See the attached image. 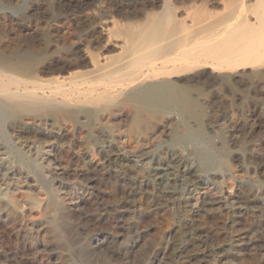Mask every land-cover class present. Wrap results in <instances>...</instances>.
I'll use <instances>...</instances> for the list:
<instances>
[{
	"label": "rangeland",
	"instance_id": "374dc122",
	"mask_svg": "<svg viewBox=\"0 0 264 264\" xmlns=\"http://www.w3.org/2000/svg\"><path fill=\"white\" fill-rule=\"evenodd\" d=\"M75 1L0 0V40H44L63 54L76 49L116 53L113 46L128 37L131 26L135 30L136 25L145 23L146 12L160 10L158 0ZM169 3L176 7V15L191 23L200 12L198 8L205 7L201 12L220 13L226 0ZM101 27L110 33L102 35ZM210 83L202 77L186 92L173 86L174 101L145 105L148 109L143 106L142 118L135 116L134 102L126 94L99 99L88 113H77L73 120L59 119L66 133L63 148L56 147L49 137L43 143L39 141L42 144L33 137H17L13 122L20 118L23 122L31 120L10 111L11 120L8 117L6 122H0V264H169L174 259L170 257V225L177 223L178 229L184 231L186 219L198 209L199 202L213 197L228 205L232 216L228 224L232 223L236 234L243 233L234 238L235 243L250 242L235 246L228 264H264V118L263 128L257 127L255 119V110L264 113V78L250 81L249 85L227 82L213 87ZM198 126L210 137L225 141L217 150L219 154L210 151L208 143L189 137V131ZM232 138L238 139L237 146ZM237 148L243 153L239 159L230 152ZM179 149L187 164L196 170L199 186L191 187L185 208L171 202L165 207H149L156 192L148 180V168L158 158L165 160L167 152ZM109 151L132 155L134 159V155L144 153L148 157L145 161H149L107 163L104 155ZM199 152L210 156L209 167L199 164ZM243 196L248 197L250 208H244ZM11 198L17 207L6 205ZM119 203L126 205L120 207ZM60 207L66 209L63 215L58 211L55 214ZM130 219L131 225L124 227L123 222ZM52 223L58 227L47 233ZM197 224L207 230L203 248L212 249L226 221L209 212L198 217ZM139 225H155L159 234H139ZM182 239L187 241L189 236L182 232ZM85 242L90 252L87 259L79 253ZM51 246L67 259H54ZM177 260L188 264L185 258ZM197 260L189 263L221 264L218 258Z\"/></svg>",
	"mask_w": 264,
	"mask_h": 264
},
{
	"label": "bare ground",
	"instance_id": "6f19581e",
	"mask_svg": "<svg viewBox=\"0 0 264 264\" xmlns=\"http://www.w3.org/2000/svg\"><path fill=\"white\" fill-rule=\"evenodd\" d=\"M158 2L160 3L158 4L159 11L146 12L143 15L145 16L144 24L136 25L135 30H132L134 25L131 26L132 31L130 30L128 37L120 39V43L119 41L118 43L114 42L117 43L113 46L117 48L116 53L107 50L108 52L99 51L101 53L95 54L91 51L76 49L68 54H63L54 45L43 42L44 40H38L37 43L32 41L27 43L24 41L27 39L23 40L26 43H19L18 39V42L11 39L14 43H8L9 40L4 43L5 40H0V122L7 120L8 117L11 120L12 117L8 114L11 115V112L16 111L31 120L23 122L20 118L17 123L13 122L17 137L21 139L33 137L42 143L49 137L56 147L63 148L66 133L60 126L61 124H58L59 119L65 117L73 120L77 113H88L89 107L109 95L126 94L134 102L135 116L142 118L145 110L143 106L152 107L158 103L165 104L174 101L173 86H179L183 92H186V88L193 86L202 77L208 82L210 81L213 87L219 84L224 85L227 82L249 85L250 81L260 82V79L264 78V0H226L222 11L218 10L220 13L211 10L201 12V9L205 7L200 10L198 8L200 12L197 16H192L191 23L190 20L188 23L183 17L176 15V7L174 8L169 0H158ZM80 4L83 5V2ZM86 4L90 5V2ZM124 27L127 29V26ZM100 32L102 35L110 33L108 28L103 27L100 28ZM117 32H115V36H118ZM122 32L127 33L124 30ZM34 34L37 33L32 35ZM41 34L44 35V33ZM37 37L39 38L36 36V39ZM103 43L105 44V42ZM177 103L175 101L176 105ZM259 108L261 107L259 106ZM255 116L257 127L263 128V110H255ZM188 135L197 141L208 143L210 151L220 150L225 142L207 135L202 126H198L194 131L190 130ZM232 141L234 146H237L238 139L232 138ZM181 150L167 152L165 160L158 158L148 168V180L154 185L153 188L156 192L155 201L149 207H165L171 202L185 208L190 198L191 187L199 186L197 185L199 178L196 170L191 167L192 165L187 164ZM230 152L231 154L234 152L237 159L243 157L239 148ZM134 156L144 164L149 161H145L148 157L144 153ZM131 157L132 155L129 157L119 152L109 151L104 155V160L107 163L118 162L122 165L136 160ZM197 157L199 164L202 163L201 166L210 165L209 155L197 153ZM92 199L88 200L89 205L92 204ZM242 200L246 203L244 208H250L248 197L243 196ZM8 201H6V205L11 203L16 206L12 198ZM199 203L198 209L192 211L193 215L186 219L185 225L182 227H185L184 231L178 229L179 224L177 223L170 225L172 237L169 245L173 255L169 256H174V259L171 258L172 262L169 264H179L178 258H185L188 264L197 259L199 262L214 258H218L221 264H228L229 254L235 253V246L250 243L249 241H242L241 244L239 242V245L238 242L235 243L234 238L243 233L236 234L231 227L232 223L228 224L227 221L232 217L231 209L219 197L205 198ZM125 205L126 203L119 206L124 207ZM261 209L264 212V205ZM65 210L60 207L54 211L62 213ZM209 212L223 218L226 224L221 225L218 230L219 235L217 233L220 238L214 241L212 249L208 250L203 248L207 239V230L200 228L197 221L198 217ZM51 225L46 229L47 233L53 232L58 227L54 223ZM122 225L127 228L131 225V219L123 222ZM141 225L139 228L137 227L139 234L156 235L159 231L155 225H147L148 227ZM182 232L189 236V240L182 239ZM85 244L86 242L84 246L81 244L82 248L79 247V253L87 259L90 252H88L89 245ZM50 250L57 261L67 259L65 254L56 250L54 246H51ZM183 261L180 260V263L185 264Z\"/></svg>",
	"mask_w": 264,
	"mask_h": 264
}]
</instances>
